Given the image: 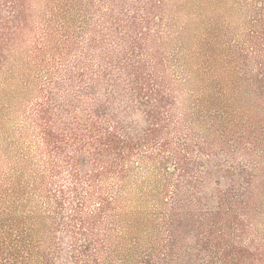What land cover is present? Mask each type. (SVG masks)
Listing matches in <instances>:
<instances>
[{
    "label": "rangeland",
    "instance_id": "374dc122",
    "mask_svg": "<svg viewBox=\"0 0 264 264\" xmlns=\"http://www.w3.org/2000/svg\"><path fill=\"white\" fill-rule=\"evenodd\" d=\"M155 4L159 12L153 16L150 46L158 50L160 75L173 104L157 145L168 143L170 151L166 162L161 157L148 161L142 156L158 149L144 147L142 156L132 160L129 186L134 194L142 188L164 190L170 203L177 185L185 189L189 179L172 152L180 153L195 183L205 177L197 197L211 198L216 207L221 197L247 195L242 242L257 264H264V0ZM68 5L72 22L67 24L59 13ZM108 7L101 0H29L26 30L0 68V218L18 223L25 237V264L53 257L63 241L66 257L73 255L62 226L72 208L58 205L60 187H69L71 178L59 179L53 171L58 153L47 142L51 123L42 112L48 106L51 72L56 76L57 68L76 60V51L62 58L65 41L79 42L82 49L89 37L82 30L84 21L98 24ZM138 16L143 19L142 10ZM118 187L112 176L102 183L108 194ZM72 201L79 210L81 197ZM99 208L98 201H89L78 214L91 217ZM130 211L158 213L150 200Z\"/></svg>",
    "mask_w": 264,
    "mask_h": 264
},
{
    "label": "trees",
    "instance_id": "16d2710c",
    "mask_svg": "<svg viewBox=\"0 0 264 264\" xmlns=\"http://www.w3.org/2000/svg\"><path fill=\"white\" fill-rule=\"evenodd\" d=\"M101 1L109 5L108 11L96 25L84 21L82 30L89 37L83 48L65 41L62 58L76 51V60L57 68L58 75L50 74L48 106L42 114L51 123L47 142L58 153L53 171L59 179L65 174L71 178L69 187H60L58 205L72 208L62 226L73 255L66 257L63 241L56 255L42 258L40 264H257L242 242L247 195L221 197L216 207L211 198L197 197L205 177L195 183L180 153L172 152L189 179L185 189L177 185L170 203L164 190H131L133 158L148 147L158 152L142 157L166 162L170 151L168 143L157 145L173 108L160 75L158 50L150 46L159 6L155 0ZM29 12V0H0V68L26 30ZM71 15L70 5L59 13L65 23ZM111 176L119 187L108 194L102 183ZM203 189H208L206 182ZM72 197H81L79 210ZM149 200L156 204L155 216L130 211ZM89 201H98L100 208L94 216H80ZM18 227L16 221L0 218V264L27 263L25 237Z\"/></svg>",
    "mask_w": 264,
    "mask_h": 264
}]
</instances>
